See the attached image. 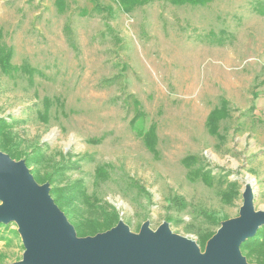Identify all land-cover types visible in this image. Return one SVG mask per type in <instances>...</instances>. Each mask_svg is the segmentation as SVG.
<instances>
[{"label": "rangeland", "instance_id": "374dc122", "mask_svg": "<svg viewBox=\"0 0 264 264\" xmlns=\"http://www.w3.org/2000/svg\"><path fill=\"white\" fill-rule=\"evenodd\" d=\"M66 3L60 12L56 0H0V44L13 51L12 70L0 65V117L15 122V147L28 153L46 142L51 158L69 155L76 166L68 182L81 181L92 203L117 209L115 226L86 236L61 209L78 238L120 220L136 237L145 224L155 232L167 222L206 256L219 228L242 217L251 178L255 209L264 211V0H152L131 11L115 0ZM222 99L229 114L219 140L206 119ZM151 124L157 154L138 133ZM0 152L24 161L51 190L24 157ZM191 154L198 160L186 167ZM81 207L93 216L92 206ZM2 223L0 264H21V226Z\"/></svg>", "mask_w": 264, "mask_h": 264}, {"label": "water", "instance_id": "95a60500", "mask_svg": "<svg viewBox=\"0 0 264 264\" xmlns=\"http://www.w3.org/2000/svg\"><path fill=\"white\" fill-rule=\"evenodd\" d=\"M0 197V222L21 226L26 246L21 264H248L240 246L264 225V211L255 209L254 194L244 193L242 217L219 228L206 256L194 240L174 235L167 222L155 232L145 224L136 237L120 220L109 232L81 239L51 198L49 184L40 186L24 161L15 162L2 152Z\"/></svg>", "mask_w": 264, "mask_h": 264}, {"label": "trees", "instance_id": "16d2710c", "mask_svg": "<svg viewBox=\"0 0 264 264\" xmlns=\"http://www.w3.org/2000/svg\"><path fill=\"white\" fill-rule=\"evenodd\" d=\"M119 3L124 11H131L138 5H144L152 0H115ZM169 3L179 6L190 4L193 6L206 5L212 0H166ZM56 4L60 12L66 10V0H56ZM261 5V4H260ZM262 8L264 6H261ZM99 12L103 11V7L97 5ZM1 37V33H0ZM13 51L7 49L4 45L0 44V65L6 72L12 70L13 65L11 59ZM32 72L33 69H28ZM138 103V102H136ZM229 114V103L227 100L222 99L219 105H216L208 114L206 119V127L208 132L216 136L219 140L223 138L220 133V122L226 118ZM12 118V116H10ZM138 117H136L137 119ZM48 119V115H47ZM133 122H135V120ZM132 122V123H133ZM15 122L11 119L0 117V148L8 152L13 158L19 159L24 157L28 165H34V176L40 183L50 182V193L54 198V201L60 209H62L68 216L70 221L75 225L77 234L80 236L94 235L99 232H104L111 227L115 226L120 218V214L117 209L108 202L102 201L101 205L92 203L93 199H90L86 188L81 181L68 182L67 174L68 170L76 166V163L68 159L69 155H65L62 158V162L55 160L48 156L46 148L49 146L46 142H39L32 147L31 152L25 153L19 151L15 147L14 135L11 132ZM135 124V123H134ZM143 138L145 145L153 151L158 153V135L156 132L155 124H151L146 129L138 132ZM97 141V139H94ZM71 158V157H69ZM197 155H187L183 162L188 167L193 161H197ZM51 168L50 170H44V168ZM197 173H201L199 170ZM97 175H107L103 169L97 170ZM204 179H209V174H203ZM208 182V181H205ZM236 185L232 184L231 188L224 193V197L227 201L236 194ZM86 202L92 206L93 216L88 215L84 208L81 207L82 203ZM81 204V205H80ZM90 212V213H93ZM0 226H4V223L0 222ZM210 233L204 235V238L209 237ZM242 253L248 258V260L256 262L258 264H264V225L258 228L256 233L249 237L240 246Z\"/></svg>", "mask_w": 264, "mask_h": 264}, {"label": "bare ground", "instance_id": "6f19581e", "mask_svg": "<svg viewBox=\"0 0 264 264\" xmlns=\"http://www.w3.org/2000/svg\"><path fill=\"white\" fill-rule=\"evenodd\" d=\"M253 186H254V183L251 180H248L246 185H245V188H244V193L246 195L251 194V193L254 194L253 193V190H254Z\"/></svg>", "mask_w": 264, "mask_h": 264}]
</instances>
